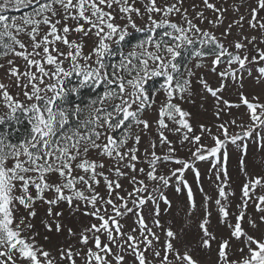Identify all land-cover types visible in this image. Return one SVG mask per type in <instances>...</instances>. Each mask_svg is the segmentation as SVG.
Listing matches in <instances>:
<instances>
[{"label":"snow or ice","instance_id":"6c2138e0","mask_svg":"<svg viewBox=\"0 0 264 264\" xmlns=\"http://www.w3.org/2000/svg\"><path fill=\"white\" fill-rule=\"evenodd\" d=\"M185 2L0 0V264H264V176L248 172L244 143L264 151V102L243 91L246 75L264 84V0ZM197 94L201 108L213 100L215 132L182 106ZM228 144L245 177L239 202ZM169 191L185 197L187 230L163 219ZM65 206L86 221L65 224Z\"/></svg>","mask_w":264,"mask_h":264},{"label":"rangeland","instance_id":"374dc122","mask_svg":"<svg viewBox=\"0 0 264 264\" xmlns=\"http://www.w3.org/2000/svg\"><path fill=\"white\" fill-rule=\"evenodd\" d=\"M193 2L198 4L199 0H186L185 6L187 7ZM234 2L238 3L239 0H228V4H231ZM189 10L191 11V8ZM11 14H18V13H11ZM227 15H228V18L231 19V16H232L231 12H229ZM261 15H264V13H261ZM88 43L90 46L91 42L89 41ZM87 50L88 49L86 48L85 51H87ZM116 59H117V57H112L110 62L114 63L116 61ZM207 78L209 79L210 83H212L215 86V84H216L215 77L208 75ZM152 82L155 84H153ZM152 82H150L149 85L152 84V87H150V88L154 89V88L159 86V84L161 83V80H160V78H156ZM193 91L196 93H199V85L195 82V80L193 81ZM237 91L238 90L235 87H229L224 92V97L235 102V101H237ZM243 91L246 94H248L249 96H251L253 94L260 95L261 101L264 102V84H257L254 79L248 78L247 75L245 76ZM193 99H194L195 103H182V106L186 110H188L192 113L191 123L193 124V126L196 127L198 124L206 123L209 127H213V124L215 122V118L212 115V110H213L212 109V104H213L212 98L209 97L206 101H203V103H204L203 108H201V106H200L202 103V99H201L200 95H198V94L195 95L193 97ZM178 103H181V102L178 101ZM205 108L208 110L205 111L204 110ZM233 112H234V114L241 115V114H243L244 109L241 108L238 112H237V110L234 109ZM244 120H245V122H247V116H244ZM20 127H22V126H20ZM5 128H6V130H10V129H7V126H5ZM213 131L215 132L214 127H213ZM230 131L237 132L240 130L233 128V129H230ZM151 135L155 136V130H153L151 132ZM15 136L13 137V139H15ZM169 138L172 139L173 141L176 140V137L171 136V135H169ZM204 142L205 143H211V141L208 140L207 138H205ZM244 143L248 145V154H247V158H246V163L248 165V172L254 176H264V151L258 150L259 145H258L257 141L252 139V138L245 140ZM176 147L178 149L180 148V145L178 142L176 143ZM227 151L229 154V158H228L226 167H227L228 174L231 178L230 182H229L230 183L229 190L234 191L236 194L235 197H230V199H233L236 202H239V197L241 195L240 189H241L243 183L245 182V177H244V175H242L239 172V169H238L239 153L237 151L236 146L232 145V144H228L227 145ZM177 154L181 157H186L188 155L186 149L178 151ZM196 166L201 172V182H202L204 191L206 193H208L209 195H212L215 197L216 196L215 185L212 184V182H211V180H214L215 177L213 175V176H211V179L209 178L210 177L209 169H210L211 165L208 162L198 161L196 163ZM187 178H188L189 182L192 183L193 188L196 191V200H197V204L199 205V203L201 201V193L196 189V185L193 182L194 181V174L191 172H188ZM261 192H264V189H257V194H260ZM168 196H169V199H171L173 201L172 214L170 216H164L163 219L165 221L172 220L173 221L172 226L177 230H179L182 226L185 228V230H187L189 226L187 224H185V222H184V213L179 211L180 205L185 200V197L184 196H178L174 191H169ZM37 210H38V216L34 222L37 224L38 230H40L41 233L43 234L44 230L40 226L39 221L44 216L45 208L37 205ZM248 211H249L250 215L255 213L254 206L251 203L249 204ZM201 215H202V213L199 210H197V212L195 213V215L192 218L193 223L191 224V232L193 235L196 232V223H195L196 219ZM256 215H258V214H256ZM86 219L87 218H84V217L80 216L79 214L75 217L70 216L68 211H67V207L65 206V217H64L65 224H67L69 226L76 227V226H78L79 223L86 221ZM212 223L215 226V224H216L215 212L213 214ZM52 241H53V243H62L63 237H57L56 235L53 234L52 235ZM200 258L202 260L206 261L207 255L201 253Z\"/></svg>","mask_w":264,"mask_h":264},{"label":"trees","instance_id":"16d2710c","mask_svg":"<svg viewBox=\"0 0 264 264\" xmlns=\"http://www.w3.org/2000/svg\"><path fill=\"white\" fill-rule=\"evenodd\" d=\"M134 36H136L137 38H142L143 34H142V33H134ZM131 42H132V43H135V40H132ZM181 59H182V58H181ZM152 83H153V82H152ZM153 84H155V83H153ZM149 87H152V84L149 85ZM85 99H87V96H85ZM21 128L23 129V126H22ZM18 135H19V134H17V135L15 136V138H17Z\"/></svg>","mask_w":264,"mask_h":264}]
</instances>
